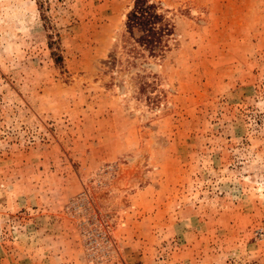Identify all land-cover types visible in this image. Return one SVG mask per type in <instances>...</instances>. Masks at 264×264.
<instances>
[{
    "label": "rangeland",
    "instance_id": "obj_1",
    "mask_svg": "<svg viewBox=\"0 0 264 264\" xmlns=\"http://www.w3.org/2000/svg\"><path fill=\"white\" fill-rule=\"evenodd\" d=\"M134 1L0 0V264H264V0Z\"/></svg>",
    "mask_w": 264,
    "mask_h": 264
},
{
    "label": "trees",
    "instance_id": "obj_2",
    "mask_svg": "<svg viewBox=\"0 0 264 264\" xmlns=\"http://www.w3.org/2000/svg\"><path fill=\"white\" fill-rule=\"evenodd\" d=\"M158 10L161 9L153 0H135L127 14L126 21V31H137L136 41L153 55L160 54L163 51L162 49L165 46L163 37L166 35L165 32L169 24L167 20L162 19V14ZM133 50L143 54L135 47H133Z\"/></svg>",
    "mask_w": 264,
    "mask_h": 264
}]
</instances>
